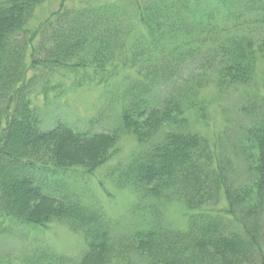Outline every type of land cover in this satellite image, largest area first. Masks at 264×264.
I'll use <instances>...</instances> for the list:
<instances>
[{"label":"trees","instance_id":"1","mask_svg":"<svg viewBox=\"0 0 264 264\" xmlns=\"http://www.w3.org/2000/svg\"><path fill=\"white\" fill-rule=\"evenodd\" d=\"M47 1L0 0V241L60 222L85 245L66 256L34 242L0 264H264V98L237 107L235 138H212L191 118L207 110L211 85L226 93L254 81L264 0H64L32 28ZM43 69L99 83L133 70L117 126L44 127ZM121 133L139 149L114 183L137 200L111 219L82 180L114 156ZM172 203L185 207V230L166 218Z\"/></svg>","mask_w":264,"mask_h":264},{"label":"rangeland","instance_id":"2","mask_svg":"<svg viewBox=\"0 0 264 264\" xmlns=\"http://www.w3.org/2000/svg\"><path fill=\"white\" fill-rule=\"evenodd\" d=\"M64 0H48L36 12L31 21L34 28L52 11L57 10ZM68 1V0H67ZM73 1V0H69ZM75 1V0H74ZM24 37H20V40ZM25 58H28L25 57ZM29 59V58H28ZM27 61V59H25ZM43 72L47 76L50 86L49 97L45 96L37 101V106L42 114L44 127L55 125L58 121H65L78 129L106 130L117 126L115 108L120 110L121 97L124 83L123 74H131L133 70L124 71L123 74L99 83L97 80L88 82L83 79V73H73L66 69H56L54 72ZM129 79V78H128ZM82 81V82H80ZM39 93L40 85L37 87ZM202 94L205 98L207 110L199 116L193 114L194 126L210 137H216L217 133L224 132L223 137L235 138L238 116L235 110L248 96L256 98L259 95L264 98V60H260L254 81L248 87H239L226 93L217 92L212 85L205 89ZM256 103L264 104L259 99ZM118 110V112H119ZM202 113L203 116H200ZM196 121V122H195ZM139 149L129 133H121L117 152L103 166L94 171L90 176L83 179L82 190L90 200L101 203L107 216L111 219H119L127 216L129 210L136 202V195L129 189H119L114 181L118 172L117 168L127 163L132 154ZM235 155L237 150L231 149ZM238 161L241 155H236ZM242 163V162H239ZM237 166H242L239 164ZM242 178L241 173L238 175ZM167 220L173 226L185 230L188 226L186 210L180 203H172L165 210ZM27 238V239H26ZM36 242L39 246L49 247L59 255L75 256L85 245L83 237L71 231L68 226L60 222L49 224L44 231L30 232L25 239L15 236L4 238L0 241V255L12 261H17L19 254L27 252L28 248ZM18 264V263H16Z\"/></svg>","mask_w":264,"mask_h":264}]
</instances>
